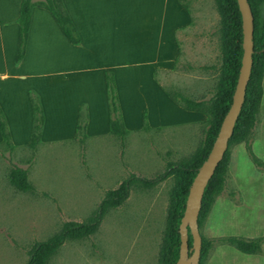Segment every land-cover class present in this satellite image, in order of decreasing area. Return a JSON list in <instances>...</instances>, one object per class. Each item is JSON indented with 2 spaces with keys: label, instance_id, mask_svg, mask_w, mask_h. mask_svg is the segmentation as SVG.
<instances>
[{
  "label": "rangeland",
  "instance_id": "obj_1",
  "mask_svg": "<svg viewBox=\"0 0 264 264\" xmlns=\"http://www.w3.org/2000/svg\"><path fill=\"white\" fill-rule=\"evenodd\" d=\"M187 1L189 21L175 35L178 55L158 70V79L168 90L208 99L220 74L219 14L215 0ZM129 29L130 41L124 43L117 34L120 40L110 46L115 62L146 58L134 46V29ZM175 105L180 110L177 124L130 130L124 141L115 135L83 142L42 139L36 149H0V264H26L35 242L50 238L67 221L91 219L106 192L131 174L154 178L169 161L191 158L204 141L207 124H189L196 112ZM249 144L260 163L252 159L246 142L230 147L223 190L199 225L202 237L211 242L199 264H264V94ZM13 166L28 171L33 190L12 185ZM173 185L169 177L154 188H132L122 205L108 209L95 234L67 241L47 264H158ZM234 236L261 239L260 251H240L227 241Z\"/></svg>",
  "mask_w": 264,
  "mask_h": 264
},
{
  "label": "crops",
  "instance_id": "obj_2",
  "mask_svg": "<svg viewBox=\"0 0 264 264\" xmlns=\"http://www.w3.org/2000/svg\"><path fill=\"white\" fill-rule=\"evenodd\" d=\"M63 1L80 33V44L68 40L47 9L35 6L25 56L16 62L22 0H0V104L13 143L23 146L31 140L30 90L41 96L44 141L75 139L84 104L89 114L88 139L110 136L107 71L114 73L128 130L143 131L144 112L152 130L177 124L180 110L157 73L175 61L176 30L189 21L179 0ZM129 28L135 31L134 46L144 50L146 58L115 62L110 46L120 40L117 34L124 43L130 41ZM173 48L175 51H169ZM193 112L196 114L188 123H204L206 116Z\"/></svg>",
  "mask_w": 264,
  "mask_h": 264
},
{
  "label": "trees",
  "instance_id": "obj_3",
  "mask_svg": "<svg viewBox=\"0 0 264 264\" xmlns=\"http://www.w3.org/2000/svg\"><path fill=\"white\" fill-rule=\"evenodd\" d=\"M183 7L191 12L190 3L187 0H179ZM219 14L220 33V57L219 78L215 92L208 99H193L186 97L178 91L166 89L167 94L176 103L187 110L199 111L206 116L204 121L207 124L205 138L196 153L188 159L181 161H169L166 169L154 178L141 177L131 174L123 180L116 188L106 192L95 215L88 221L70 220L63 224L61 229L46 240L35 242L28 250V260L26 264H47L50 258L69 240L88 238L95 234L110 208L122 205L130 196L132 188L140 186L143 188H154L169 177L174 178V185L170 191L169 205L167 212L166 229L163 236L159 252L158 264H177L180 256L181 232L180 225L185 214L187 198L193 180L195 179L199 167L207 159L214 142L219 134L222 122L228 113L234 93L236 90L242 58L244 54L243 40V17L238 0H215ZM254 14V46L253 65L250 80L243 107L237 119L233 134L229 140L223 159L215 169L209 180L203 195L198 222L201 226L206 216L209 214L215 197L222 192L229 161L230 147L234 144L246 142L249 153L256 163L260 160L253 152L249 140L253 134L258 120L264 89V0H249ZM35 6L47 9L60 25L62 31L73 44H80V33L72 20L63 0H22L19 23L18 50L16 62H20L26 53L29 39L30 25L32 20V10ZM107 95L110 110V134L120 137L123 141L130 133L125 126L120 99L114 73L106 72ZM30 98L33 108V129L31 140L25 146L36 149L42 142V131L45 124V113L40 94L36 90H30ZM87 105H82L79 122L77 125V136L75 139L85 141L89 138L86 133L88 122ZM143 130H152L147 113L143 115ZM0 133L2 141L0 149L6 147L10 150L17 148L11 138L6 114L0 104ZM10 182L20 191H30L34 186L29 181L28 171L20 166H13L10 172ZM237 249L244 253L253 254L261 249V239H247L240 236L229 237L227 239ZM189 242L193 247V236L189 230ZM211 249V242L203 237L201 258L207 256Z\"/></svg>",
  "mask_w": 264,
  "mask_h": 264
},
{
  "label": "water",
  "instance_id": "obj_4",
  "mask_svg": "<svg viewBox=\"0 0 264 264\" xmlns=\"http://www.w3.org/2000/svg\"><path fill=\"white\" fill-rule=\"evenodd\" d=\"M238 3L243 17L244 31V54L240 74L231 107L222 122L214 145L207 159L199 167L189 191L185 214L180 225L181 247L177 264H199L203 237L199 230L198 217L202 206L204 191L209 180L213 176L216 167L229 148V140L233 134L237 119L243 107L248 82L251 76L253 54L255 51L254 14L249 0H238ZM189 230L193 236L192 248L190 247L189 242ZM191 250L193 251L192 255H190Z\"/></svg>",
  "mask_w": 264,
  "mask_h": 264
}]
</instances>
